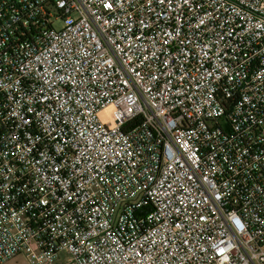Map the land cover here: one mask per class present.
Here are the masks:
<instances>
[{
  "label": "built area",
  "instance_id": "obj_1",
  "mask_svg": "<svg viewBox=\"0 0 264 264\" xmlns=\"http://www.w3.org/2000/svg\"><path fill=\"white\" fill-rule=\"evenodd\" d=\"M19 255L264 264V0H0V264Z\"/></svg>",
  "mask_w": 264,
  "mask_h": 264
},
{
  "label": "rangeland",
  "instance_id": "obj_2",
  "mask_svg": "<svg viewBox=\"0 0 264 264\" xmlns=\"http://www.w3.org/2000/svg\"><path fill=\"white\" fill-rule=\"evenodd\" d=\"M65 254H62V258H65ZM4 264H29L23 255H19Z\"/></svg>",
  "mask_w": 264,
  "mask_h": 264
}]
</instances>
